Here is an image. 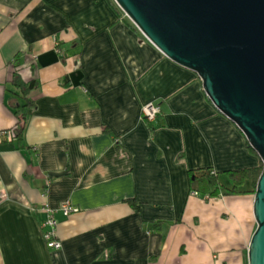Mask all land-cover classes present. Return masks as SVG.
<instances>
[{
    "label": "crops",
    "instance_id": "crops-1",
    "mask_svg": "<svg viewBox=\"0 0 264 264\" xmlns=\"http://www.w3.org/2000/svg\"><path fill=\"white\" fill-rule=\"evenodd\" d=\"M16 71L37 86L23 139L0 142V264H249L255 195L205 202L191 170L260 155L116 0H0V131L20 123ZM64 200L52 248L41 207Z\"/></svg>",
    "mask_w": 264,
    "mask_h": 264
},
{
    "label": "water",
    "instance_id": "water-1",
    "mask_svg": "<svg viewBox=\"0 0 264 264\" xmlns=\"http://www.w3.org/2000/svg\"><path fill=\"white\" fill-rule=\"evenodd\" d=\"M168 57L195 71L264 162V0H116ZM249 264H264V170Z\"/></svg>",
    "mask_w": 264,
    "mask_h": 264
},
{
    "label": "trees",
    "instance_id": "trees-1",
    "mask_svg": "<svg viewBox=\"0 0 264 264\" xmlns=\"http://www.w3.org/2000/svg\"><path fill=\"white\" fill-rule=\"evenodd\" d=\"M20 62L19 59H16V66H18ZM15 73L16 79L13 81L14 86H12V88L19 91V94L26 100L25 103H21V105L16 107V113L20 117V123L14 128L15 130H13V138L17 137L22 140L25 122L27 121V114L34 104V99L31 98L29 94L37 84L35 81L24 83L23 81H20L21 77L19 72L16 71ZM162 123L163 117L160 111L156 119L150 121V124L152 129H156L162 125ZM247 145L253 152H256L249 142H247ZM263 170V161L257 166L226 171H217L212 167L193 169L191 170V189L199 192L202 197L210 196L212 199L229 195H255Z\"/></svg>",
    "mask_w": 264,
    "mask_h": 264
},
{
    "label": "built area",
    "instance_id": "built-area-1",
    "mask_svg": "<svg viewBox=\"0 0 264 264\" xmlns=\"http://www.w3.org/2000/svg\"><path fill=\"white\" fill-rule=\"evenodd\" d=\"M160 112V106L157 104L150 103L144 108V115L149 120L153 121L156 119L158 113ZM13 137V131L10 129L0 131V142L3 137ZM46 212V216L42 221V226L44 230V238L49 247L61 248L63 243L58 237V225L59 220L56 217V212L58 209L63 210L65 214H70L77 211L79 208L72 204L69 200L62 201L59 208L52 207L51 204L46 203L41 207Z\"/></svg>",
    "mask_w": 264,
    "mask_h": 264
},
{
    "label": "rangeland",
    "instance_id": "rangeland-1",
    "mask_svg": "<svg viewBox=\"0 0 264 264\" xmlns=\"http://www.w3.org/2000/svg\"><path fill=\"white\" fill-rule=\"evenodd\" d=\"M262 161V160H261ZM192 194L193 195H196V196H200L201 197V199L203 200V201H210V200H212V198L210 197V196H206V197H202L201 195H200V193L199 192H196V191H193L192 190Z\"/></svg>",
    "mask_w": 264,
    "mask_h": 264
}]
</instances>
